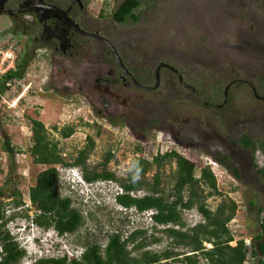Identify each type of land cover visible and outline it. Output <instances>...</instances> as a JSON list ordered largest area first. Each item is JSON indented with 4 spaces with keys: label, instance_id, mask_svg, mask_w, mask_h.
<instances>
[{
    "label": "rangeland",
    "instance_id": "1",
    "mask_svg": "<svg viewBox=\"0 0 264 264\" xmlns=\"http://www.w3.org/2000/svg\"><path fill=\"white\" fill-rule=\"evenodd\" d=\"M122 1L81 0L94 16L102 9L108 16L107 23L111 22L110 14ZM135 13L143 17L140 25L129 28V21L119 29L126 32L134 30L138 34L148 32L151 38L147 39L150 42L146 41V45L164 55L181 59L185 64L190 59L193 64L190 83L196 94L195 106L190 111L199 121L200 132H206L207 136L204 140L201 136L189 142L185 138L186 143L180 144L181 135L176 131H162L166 122H159L152 116L144 118L143 122L152 125L154 128L151 130H140L129 122L121 123L119 117H114L112 125L107 118L98 116L84 99L65 96L58 91L49 78L48 61L38 59L29 48L22 54V65L17 72L23 75L22 80L11 83L0 103V203L4 205L6 217L16 214L7 229L25 252L19 264L67 257V254L79 256L82 249L77 243L78 240L83 241L86 233L104 243L114 231L128 234L151 225L148 215L127 212L115 205L113 191L117 190L118 184L99 181L98 185L104 189L88 187L82 191H65L62 179L58 183L59 194L63 198L69 196L72 207L78 209L85 219L80 232L82 238L65 236L64 239H56L53 233L34 222L30 225L35 209L28 201V190L45 167L34 164L26 152L19 154L15 151L27 147L30 135L26 126L28 119L42 123L48 139L57 142L58 152L67 164L74 161L78 152L86 147V138L91 137L94 148L88 156L87 168L99 170L105 155L110 152L113 158L106 169L119 181L126 179L135 159L149 161L156 154L169 151L193 162L196 178L201 169L209 168L221 194L206 200L209 209H215L225 198L232 199L238 206L229 224L234 238L231 246L238 240H243L248 246L256 244L254 239L260 233V209L264 208V182L255 167L264 166V155L258 150L254 152L252 147L247 151L242 140L248 137L254 144L264 143V0H145ZM4 29V18H0V31ZM20 47L10 39L0 42V50H11L14 59L18 58ZM182 72L187 73L186 70ZM230 84L223 108L213 110L210 106L201 105L203 101L212 104L207 98L213 96V90L222 93ZM17 97H21L17 107L8 108L5 102ZM222 100L220 98L215 104H221ZM66 127L72 128L73 134L63 139L59 131ZM6 140L14 147L13 154L5 153L1 148ZM224 158H228L238 172V178L220 162ZM175 168L174 162L161 168V187L168 190L171 186L169 176ZM68 169L82 177L79 168L56 166L59 175L64 172L67 175ZM155 172L156 169L152 168L145 175L146 179L151 181ZM16 192L21 194L23 201L18 209L11 206ZM137 195L142 196L143 192ZM91 213L96 214L97 221L90 220ZM183 218L188 226L200 221L195 210L184 212ZM37 238L40 242L35 240ZM161 247L163 245L152 246L149 250L158 252ZM205 247L210 248L209 245ZM256 261L257 258L249 254L245 264H256ZM167 264L179 263L168 261Z\"/></svg>",
    "mask_w": 264,
    "mask_h": 264
},
{
    "label": "trees",
    "instance_id": "2",
    "mask_svg": "<svg viewBox=\"0 0 264 264\" xmlns=\"http://www.w3.org/2000/svg\"><path fill=\"white\" fill-rule=\"evenodd\" d=\"M143 1V0H141ZM140 0L124 1L115 14L118 22L139 7ZM3 49V47H2ZM19 60L14 70L0 77V103L2 95L10 89L14 81L22 80L18 72ZM1 112V111H0ZM28 144L25 149L18 148L17 153L26 152L32 162L44 166L34 183L28 190L27 198L35 209V216L30 220L43 229L52 227L59 234L82 238L81 229L85 219L79 211H70L71 200L61 197L58 190L60 175L57 165L76 167L87 183L96 181H112L118 184L121 194L114 199L121 209L136 214L151 212L150 227L135 229L128 234L114 231L109 234L104 243L92 234L86 233L83 241L78 240L82 253L78 259L68 261L66 256L40 259L33 264H167L168 261L179 264H245L248 255L257 258L256 264H264V208L260 209L259 235L254 239L256 244L246 245L243 240L234 242L229 228L234 219L238 206L232 199H223L211 210L206 200L221 196L217 189L216 179L209 168L201 169L199 177L194 176L195 165L190 160L180 156L175 151L156 154L151 160L135 159L132 170L126 179L121 181L107 171L106 166L113 158L108 152L103 162L97 168L88 169L86 162L94 148L91 137L86 138V147L78 152L71 164L64 162L57 149V142L50 141L42 123L28 119ZM73 134L70 127L62 128L59 135L63 139ZM244 148L252 147L264 155V143L254 144L248 137L242 140ZM7 154H13L10 141H3L1 146ZM175 163V170L169 176L171 186L168 190L161 187L160 170L165 165ZM220 162L238 178V172L228 162V158ZM152 168L156 169L151 181L145 177ZM259 178L264 182V166L255 167ZM138 192H143L138 196ZM15 200L11 206L18 209L23 201L21 194L14 193ZM28 208V206H27ZM195 210L200 221L188 226L183 218L184 212ZM4 205L0 203V264H19L25 256L15 237L10 235L7 226L13 216H5ZM95 215V216H94ZM27 218L26 215H23ZM90 220L97 221L95 213L89 215ZM163 245L158 252L149 249L152 246ZM209 245L210 248H206Z\"/></svg>",
    "mask_w": 264,
    "mask_h": 264
},
{
    "label": "flooded vegetation",
    "instance_id": "3",
    "mask_svg": "<svg viewBox=\"0 0 264 264\" xmlns=\"http://www.w3.org/2000/svg\"><path fill=\"white\" fill-rule=\"evenodd\" d=\"M124 1L107 23L102 9L94 16L81 0H0V18L5 22L0 42L10 39L21 45L14 69L18 60L20 69L22 54L29 48L38 59H46L55 88L65 96L84 99L112 125L114 117H119L121 123L151 130L154 127L143 122L152 116L166 122L162 131L180 134V144L186 143L185 138L189 142L203 136L204 140L206 132H200L199 121L190 111L196 94L190 83L193 64L190 59L185 64L146 45L151 38L148 32L119 29L129 21V28L138 27L143 18L135 13L137 7L125 21H116L115 14ZM231 84L222 93L213 90V96L207 98L212 104L203 101L201 105L223 108ZM220 98L223 102L215 104ZM70 211L79 210L71 205Z\"/></svg>",
    "mask_w": 264,
    "mask_h": 264
},
{
    "label": "clouds",
    "instance_id": "4",
    "mask_svg": "<svg viewBox=\"0 0 264 264\" xmlns=\"http://www.w3.org/2000/svg\"><path fill=\"white\" fill-rule=\"evenodd\" d=\"M66 172L68 173L66 175V173H62V175H60V179H62V186L64 187L65 191H76V190H79V191H82V190H86V188H90V187H96L98 188V190H100V188H103L102 186H99L98 185V182H94V183H87L86 181L83 180L82 177H79L77 174L73 173L74 170L72 169H68L66 170ZM113 184H115L114 182L112 181H109ZM104 189V188H103ZM108 191V190H106ZM117 191V192H116ZM116 191H113V199H115V197L117 195H120L122 192H121V189L119 187H117V190ZM110 193H112L111 191H108ZM103 193H105V190H103ZM116 205V204H115ZM128 212V211H127ZM143 214H146L148 215V218H149V215L151 214V212H146V213H143ZM30 225H32V223H30ZM48 232H51L54 234V237L57 239L58 237H62V239H64L65 236H60L58 233L54 232V229L52 227L46 229ZM20 232V231H18ZM36 241L40 242V238H37L35 239ZM82 253V252H81ZM81 253L79 255H81Z\"/></svg>",
    "mask_w": 264,
    "mask_h": 264
},
{
    "label": "built area",
    "instance_id": "5",
    "mask_svg": "<svg viewBox=\"0 0 264 264\" xmlns=\"http://www.w3.org/2000/svg\"><path fill=\"white\" fill-rule=\"evenodd\" d=\"M14 63H15V59L13 56V52L11 50L4 51V52L0 50V77L3 76L8 71L13 70ZM20 98L21 97H17L16 99H13L9 102H5V104L7 105L8 108H12V109L16 108ZM69 257L70 256H68L67 254L68 261H71L73 259H78L80 255L76 257H70V258Z\"/></svg>",
    "mask_w": 264,
    "mask_h": 264
}]
</instances>
